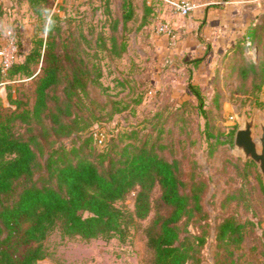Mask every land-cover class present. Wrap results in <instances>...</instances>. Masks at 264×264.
<instances>
[{"label":"trees","instance_id":"trees-1","mask_svg":"<svg viewBox=\"0 0 264 264\" xmlns=\"http://www.w3.org/2000/svg\"><path fill=\"white\" fill-rule=\"evenodd\" d=\"M24 1L33 14L43 16L48 0ZM121 11L120 18L110 21L108 43L105 39L101 46L116 57L126 51L118 25L121 22L124 28L133 18L132 0H122ZM58 34L59 27L51 20L46 38L35 37L21 61L0 65L2 82L30 77L34 66L41 64L33 107L0 119V264H38L47 258L45 241L56 226L67 237L111 238L124 224L147 217L156 186L162 211L148 229L153 264H201L210 229L203 205L207 181L196 172L194 161L185 177L181 161L164 153L168 142L160 135L133 128L116 131L99 144L96 134L101 132L94 125L101 115L111 118L120 109L114 104L106 110L107 102L91 96V90H106L100 69L89 66L79 52L61 46ZM247 39L257 48L256 60L244 55ZM16 47L20 48L19 40ZM236 51L240 58L233 68L239 79L249 80L264 95V16L237 41ZM189 88L205 117L199 86ZM217 141L215 136L209 143L210 154ZM239 162L244 171L256 167L251 160ZM261 189L264 195L262 185ZM130 194H134L132 210L115 205ZM236 196L231 192L226 200ZM245 227L239 218L224 216L215 226L214 240L219 247L238 248Z\"/></svg>","mask_w":264,"mask_h":264},{"label":"rangeland","instance_id":"rangeland-1","mask_svg":"<svg viewBox=\"0 0 264 264\" xmlns=\"http://www.w3.org/2000/svg\"><path fill=\"white\" fill-rule=\"evenodd\" d=\"M258 1L262 13L256 16L255 24L261 23L264 16V0ZM121 3L122 0H48L45 13L37 17L24 0H0V65L21 61L35 37L46 38V28L54 20L59 27L60 45L79 52L89 66L94 64L101 71L100 82L106 90H91V96L107 102L106 110H111L114 104L120 109L111 118L101 115L102 119L94 125L103 138L133 128L160 135L168 142L164 153L181 161L185 177L194 161L196 172L207 181L203 205L210 229L201 264H264L261 174L257 166L244 171L239 161L248 160H243L230 142L231 131L241 123V118L253 110L261 115L264 107L263 92L253 89L249 80L242 82L233 68L240 58L236 44L244 34L227 46L211 48L199 63L174 59L164 48L161 37L166 34L169 45L175 43L169 16L186 20L189 15L175 13L161 0H132L133 18L124 28L121 22L118 25V34L123 37L119 40L125 41L126 51L116 57L101 46L105 39L108 43L110 21L121 16ZM16 40L20 42L19 49ZM257 53L253 44L244 55L256 60ZM40 67V63L36 64L30 77L16 76L0 82V119L33 107ZM189 84L200 88L205 117ZM215 136L218 141L210 154L209 143L215 142ZM63 142L68 145L71 140ZM96 149L101 150L102 146ZM231 192L237 195L236 199L226 200ZM133 202L134 194H130L115 205L132 210ZM160 211L156 186L147 217L124 224L111 238L67 237L56 226L45 241L48 257L38 264H153L148 229ZM227 215L246 222L244 240L238 248L219 247L214 240L216 224ZM190 230L197 232L195 226Z\"/></svg>","mask_w":264,"mask_h":264},{"label":"crops","instance_id":"crops-1","mask_svg":"<svg viewBox=\"0 0 264 264\" xmlns=\"http://www.w3.org/2000/svg\"><path fill=\"white\" fill-rule=\"evenodd\" d=\"M189 1L193 8L188 19L171 15L168 18L176 42L169 45L168 36L161 37L164 48L174 59L200 60L211 48L229 45L244 34L248 25H254L262 13L258 0Z\"/></svg>","mask_w":264,"mask_h":264},{"label":"water","instance_id":"water-1","mask_svg":"<svg viewBox=\"0 0 264 264\" xmlns=\"http://www.w3.org/2000/svg\"><path fill=\"white\" fill-rule=\"evenodd\" d=\"M233 149L243 160L256 164L264 187V107L261 115L253 110L249 116L241 118L234 132Z\"/></svg>","mask_w":264,"mask_h":264},{"label":"built area","instance_id":"built-area-1","mask_svg":"<svg viewBox=\"0 0 264 264\" xmlns=\"http://www.w3.org/2000/svg\"><path fill=\"white\" fill-rule=\"evenodd\" d=\"M161 1H163L165 4L170 6L175 13L182 16L188 15L193 8V4L189 0H161ZM168 33H171V31H169ZM171 35H172V40H174L175 35H173V33ZM246 45H248L249 48L252 47V43L249 39L246 40ZM96 138L99 144H103L104 138L102 134L100 133L96 134Z\"/></svg>","mask_w":264,"mask_h":264}]
</instances>
